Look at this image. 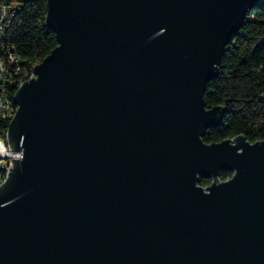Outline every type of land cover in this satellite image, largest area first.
I'll list each match as a JSON object with an SVG mask.
<instances>
[{"label": "water", "instance_id": "95a60500", "mask_svg": "<svg viewBox=\"0 0 264 264\" xmlns=\"http://www.w3.org/2000/svg\"><path fill=\"white\" fill-rule=\"evenodd\" d=\"M259 1L48 0L58 44L14 97L0 264H264V139L202 136Z\"/></svg>", "mask_w": 264, "mask_h": 264}, {"label": "trees", "instance_id": "16d2710c", "mask_svg": "<svg viewBox=\"0 0 264 264\" xmlns=\"http://www.w3.org/2000/svg\"><path fill=\"white\" fill-rule=\"evenodd\" d=\"M17 5L16 13L0 31V44L14 45L22 69L31 71L58 44L56 33L47 25L48 0H0ZM241 29L226 46L215 77L206 84L208 107L223 105L221 123L203 133L206 142L221 141L239 134L254 142L264 139V0L249 11ZM23 74V73H21ZM231 169H221L220 179L229 178ZM213 177L201 176L208 185Z\"/></svg>", "mask_w": 264, "mask_h": 264}, {"label": "built area", "instance_id": "2783aa9c", "mask_svg": "<svg viewBox=\"0 0 264 264\" xmlns=\"http://www.w3.org/2000/svg\"><path fill=\"white\" fill-rule=\"evenodd\" d=\"M17 8V5L11 3L0 4V31L2 33L12 20ZM34 75L35 67L31 71L22 69L21 58L14 45L0 44V184L8 176L11 158L23 156L22 150L10 149L7 135L9 124L18 109V104L14 99L17 89L25 80Z\"/></svg>", "mask_w": 264, "mask_h": 264}]
</instances>
